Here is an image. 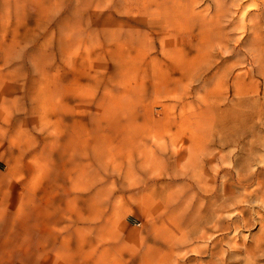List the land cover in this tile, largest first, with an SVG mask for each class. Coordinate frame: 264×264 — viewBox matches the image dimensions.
<instances>
[{"label":"rangeland","instance_id":"1","mask_svg":"<svg viewBox=\"0 0 264 264\" xmlns=\"http://www.w3.org/2000/svg\"><path fill=\"white\" fill-rule=\"evenodd\" d=\"M158 2L0 0V98H18L16 104L0 103V264H53V243L47 246L51 254L45 255L38 242L49 232L60 235L71 220L61 205L49 204L51 196L63 195L69 185L62 173L64 159L135 160L157 175L133 189L142 196L147 186L156 184L152 202L137 205L125 195L131 209L125 216L118 212L112 224L121 239H143L136 250L129 245L127 264L134 262L131 254L140 259L153 240L163 245L162 264H264V201H255V169L264 165L261 3L168 0V11L156 13L165 7ZM166 19L171 25L164 26ZM220 25L228 34L214 36ZM122 50L145 53L131 62L137 71L126 78L119 75ZM210 64L205 81L174 72ZM168 81H182L190 91L157 89L170 86ZM53 90L69 107L86 108L66 117L62 146L52 152V159L63 161L56 167L51 162L33 188L34 157L44 152V132L56 133L58 117L45 110L33 114L31 103L38 93L46 96ZM110 97L117 106H111L114 113L104 120L103 131L102 103ZM78 126L91 138L83 146L68 147ZM13 130L18 135L15 145L8 141ZM103 133L104 148L96 145ZM195 134L198 140L191 139ZM123 167L129 171L127 182L134 183L136 169ZM185 167L191 171L184 173ZM90 170L96 180L90 190L112 187L109 204L118 205L117 186L124 179L114 175L102 181L104 169L92 165ZM183 207L184 219L175 227L172 223L182 218ZM198 208L200 218L194 221L190 217ZM103 219L110 217L105 214ZM162 220L167 225L154 230V223ZM184 233L187 245L176 248ZM82 240L84 244L75 241L71 249L87 264L105 248L109 256L119 257L109 237L88 233Z\"/></svg>","mask_w":264,"mask_h":264},{"label":"bare ground","instance_id":"2","mask_svg":"<svg viewBox=\"0 0 264 264\" xmlns=\"http://www.w3.org/2000/svg\"><path fill=\"white\" fill-rule=\"evenodd\" d=\"M168 0H160L158 2L160 5L165 4L164 9L155 12H163L166 13L168 11V5L166 4ZM233 5L241 6L242 3L239 2V0H228ZM256 3H261V14L264 15V0H255ZM155 4V2H153ZM119 10H123L119 8ZM122 12V11H119ZM164 26L171 25V22L169 20H165L163 23ZM224 31H228L220 25V29L217 30V32L214 33L215 35H222L225 36ZM148 35L151 36V33L148 32ZM210 36L211 34H206ZM204 36V35H203ZM133 45V44H132ZM132 45H129L130 47H133ZM181 53L184 52V49H179ZM188 58L189 55H183ZM135 58L143 59L145 58L144 51L133 53L130 50H127L124 52V50L120 51L117 60L123 64H121L119 75L121 78H126L128 76L134 75L137 71L136 68H133V65L135 63H131L132 61H135ZM183 61H185V58H182ZM154 61V60H153ZM157 64H160L159 61H154ZM149 67V66H147ZM210 70H212V65L207 66H197L194 65L191 70L187 71L186 69L175 70L174 72L181 74L183 78H189L194 80V78H199V81H205L206 80V74L204 72L208 73ZM157 73V72H156ZM155 72H152L153 78H155V81L159 80V76L156 75ZM209 74V73H208ZM118 80V79H117ZM160 83V82H159ZM157 83V84H159ZM167 85H170L168 87H165L164 84L158 86V90L161 92H184L187 93L190 91L189 85L183 84L182 81H168L165 82ZM185 83V82H184ZM203 85H200L199 88H202ZM9 88V87H8ZM7 89V88H6ZM181 90V91H179ZM206 90V89H205ZM41 93H38L31 103V110L33 114H40L43 110L47 111L46 114L48 116L55 115L58 117L57 120V130L56 133L53 135H49L48 132H44V148L40 155H35L34 160L36 163V166L33 167V180L32 181V187L35 188L37 178L39 177L40 173L43 171H46L49 169V164L51 162L54 163V167H56L57 163L59 161H63V159H52V152L55 150V148L59 145L62 146V137L67 131V123H66V117L68 114H70L73 111L76 110H83L86 107L83 105H77L76 107L72 106L69 107L61 98L60 94L56 91H50L46 96L40 95ZM8 96V97H7ZM18 98L15 96L6 95L2 98H0V103L5 102H11V103H17ZM116 101L119 103V101L116 99ZM114 109L115 106H117L116 102L114 101V98L110 97L105 100V102L102 103L103 108V114H101L100 122H101V129L103 131H106V125L105 121L109 118L110 114H113L114 111L112 110V107ZM44 113V112H43ZM45 118V117H44ZM51 117H47L45 120H49ZM104 122V124L102 123ZM72 134L67 140V146L71 147L74 144H78L83 146L85 142L89 141L91 137L86 136L84 133V129L82 126L73 127ZM99 128V125L96 127ZM1 134L3 131L0 132ZM11 135L8 137L9 143L15 145L17 143V130L11 131ZM204 133V132H202ZM96 138V145H100V147L104 148L101 144L103 139L105 138V134L97 135ZM94 139V137H92ZM191 139L198 140L197 134H195ZM101 140V141H99ZM100 149L99 152H102L104 149ZM21 152L25 151L23 149L20 150ZM109 151V150H108ZM110 152V151H109ZM112 154V151L110 152ZM80 163L77 162V159H64V164L62 166V173L66 175L67 179H69V185L64 190L63 195L60 194L58 197L56 195L51 196V201L49 204L51 205H61L62 212L65 214H68L71 217V220L69 223L64 225V228L62 229L60 235L58 233H52L49 232V234L42 240L38 242V245L44 250L43 254H51L50 249L47 248L48 244L51 242L53 243V246L55 248V251L53 252V255L55 256L52 259L53 264H87V261L83 255H75L74 252L71 249L72 243H78V245H82L85 242L82 243V239L86 237L88 233H95L98 234L99 237H109L111 240L115 242L117 245L116 250L118 252L119 257L117 256H109L106 253V248L104 249V252L97 256L95 262L93 264H127L125 261V252L128 250L129 245L131 243L134 244V249H138L143 244V239L141 238H124L121 239L120 234H118L112 227L113 222H115L118 217L117 213L119 212L120 216H125L128 209H131L129 207L132 206L131 203H135L137 205H143L150 204L152 202L151 195L155 194L157 191L156 184L149 185L145 188V193L143 192L142 196H139L137 192H134L133 189H135L136 186L142 185L146 180L154 179L156 178V174L154 171H149L148 168L144 164H136V161H128V163L124 164L123 159H79ZM56 161V162H55ZM82 161V162H81ZM264 163V161H263ZM92 165H97L101 167L103 172V176L101 177L102 181L107 180L110 176H120L124 180L120 182V184L117 186V183L113 182L112 184L114 186H117L118 189H120V199L119 204L116 205V203H113L114 205L109 204V196H113L112 187L107 188H96L93 190H90L91 185H94L96 183V180H93V177L91 174H88L90 172V167ZM123 165H126L128 170L136 169L135 171L138 172V178L133 183H128L126 178L129 177L127 171ZM162 166V165H161ZM105 167V168H104ZM126 171H125V170ZM184 173H188L191 171V167H185ZM125 171V172H124ZM106 174V175H105ZM193 180V178H191ZM86 181V182H85ZM101 181V184L103 183ZM30 184V183H29ZM103 185V184H102ZM127 196L131 203L126 201L124 199V196ZM117 201V199H115ZM255 201H264V165L258 167L255 169ZM121 210V212L119 211ZM179 211L182 215V218L179 220H176L172 223L173 226L179 227L181 225V221L184 219L185 215V209L179 208ZM199 208L194 211L193 217H190L192 220L197 221L195 217L200 218V212ZM108 214L110 219H103V215ZM146 214L145 211L142 212V215ZM148 217V215H146ZM168 220H162L160 222L154 223V230L159 231L161 228H163L165 225H167ZM31 228V227H30ZM52 234H55L52 235ZM62 237V241L59 243L57 241H54V237L59 238ZM199 238H202L203 235H199ZM188 235L184 233V235L179 236L174 243L176 248L184 247L188 243ZM93 242V241H91ZM94 242H96L94 240ZM80 243V244H79ZM95 244V243H94ZM156 245V246H153ZM163 248V245H160L159 243H156L153 240V244L149 245L148 251L137 260L136 256L134 254H131L129 257L131 259H134L133 264H162L163 263V257L160 255V251ZM91 255V254H89ZM88 255V256H89ZM91 257V256H90ZM94 257V256H92ZM52 264V263H50Z\"/></svg>","mask_w":264,"mask_h":264}]
</instances>
